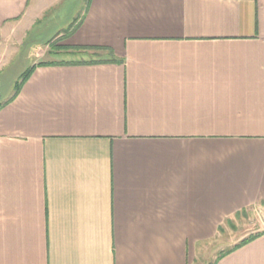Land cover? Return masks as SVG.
Returning <instances> with one entry per match:
<instances>
[{"label": "crops", "instance_id": "obj_1", "mask_svg": "<svg viewBox=\"0 0 264 264\" xmlns=\"http://www.w3.org/2000/svg\"><path fill=\"white\" fill-rule=\"evenodd\" d=\"M67 1L0 0V44ZM69 20L58 45L115 60L38 66L0 103V264H195L264 206V0H87ZM215 260L264 264V229Z\"/></svg>", "mask_w": 264, "mask_h": 264}, {"label": "rangeland", "instance_id": "obj_2", "mask_svg": "<svg viewBox=\"0 0 264 264\" xmlns=\"http://www.w3.org/2000/svg\"><path fill=\"white\" fill-rule=\"evenodd\" d=\"M87 0H68L63 7H56L50 13L54 15L60 11L57 19L52 20L50 25L43 28L40 36L35 33L30 37V42L23 46L19 43L9 41L0 44V54L8 51L11 55L7 58V64L0 72V103L5 101L16 88L21 76L33 65L41 61L53 60H89L97 59L95 51H84L77 53L52 54L54 44L58 43L60 37L53 36L61 29V24L70 21L72 14H78L85 9ZM45 29V30H44ZM62 38V37H61ZM16 52V53H12ZM264 229V206L257 205L250 211L235 215L228 219L222 226V231L215 240L202 244L200 257L195 264H211L220 253L226 251L245 238L255 235Z\"/></svg>", "mask_w": 264, "mask_h": 264}, {"label": "trees", "instance_id": "obj_3", "mask_svg": "<svg viewBox=\"0 0 264 264\" xmlns=\"http://www.w3.org/2000/svg\"><path fill=\"white\" fill-rule=\"evenodd\" d=\"M54 45H55L54 46V50L51 51L54 54H57V53H60V52L61 53H77V52H84V51L87 52V51L94 50L95 51V55L98 58L97 59H89V60H80V61H76V60H56V59L48 60V61H41V62L31 66L21 76L19 82H17V84H16L15 93H17L19 91V89L21 88L23 83L25 81H27V79L31 76L32 72L34 71V69L36 67H38V66L62 65V64H86V63H96V62H105V61L115 60V58H114L115 52L110 47H105V46H69V45H58L57 43H55ZM241 213H245V210L241 211V212H238L236 215H239ZM260 234H261V232H258L255 235H252V236H249V237L245 238L240 243L236 244L232 249H228V250L223 251L222 253H220L217 258L219 259L220 257H222L225 254L229 253L233 249L248 243L249 241H251L254 238H256L257 236H259ZM215 261L213 263H211V264H215Z\"/></svg>", "mask_w": 264, "mask_h": 264}]
</instances>
